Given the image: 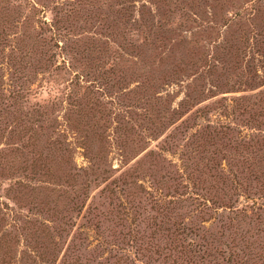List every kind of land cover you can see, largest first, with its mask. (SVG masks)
<instances>
[{
  "label": "rangeland",
  "instance_id": "374dc122",
  "mask_svg": "<svg viewBox=\"0 0 264 264\" xmlns=\"http://www.w3.org/2000/svg\"><path fill=\"white\" fill-rule=\"evenodd\" d=\"M0 264H264V0H0Z\"/></svg>",
  "mask_w": 264,
  "mask_h": 264
}]
</instances>
